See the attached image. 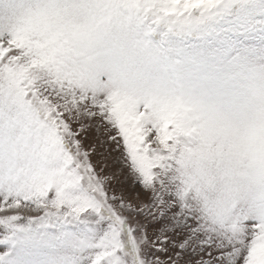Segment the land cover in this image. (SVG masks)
I'll use <instances>...</instances> for the list:
<instances>
[{
  "label": "snow or ice",
  "instance_id": "snow-or-ice-1",
  "mask_svg": "<svg viewBox=\"0 0 264 264\" xmlns=\"http://www.w3.org/2000/svg\"><path fill=\"white\" fill-rule=\"evenodd\" d=\"M0 264H264V0H0Z\"/></svg>",
  "mask_w": 264,
  "mask_h": 264
}]
</instances>
